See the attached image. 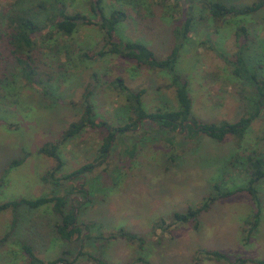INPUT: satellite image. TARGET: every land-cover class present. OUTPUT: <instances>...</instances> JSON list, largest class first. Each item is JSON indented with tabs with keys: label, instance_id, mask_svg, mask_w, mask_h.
Returning <instances> with one entry per match:
<instances>
[{
	"label": "rangeland",
	"instance_id": "rangeland-1",
	"mask_svg": "<svg viewBox=\"0 0 264 264\" xmlns=\"http://www.w3.org/2000/svg\"><path fill=\"white\" fill-rule=\"evenodd\" d=\"M39 1L0 0V15L9 13L15 4L27 7ZM63 1L68 13L93 14L92 0ZM135 1L102 0L107 12L114 8L126 11V18L116 24V40L142 42L157 57H166L178 42L174 27L194 12L174 66L187 80L193 116L213 123L248 116L255 94L232 73L226 60L234 59L237 49L243 47L240 55L249 65H260L264 79V3L252 14L213 19L203 0H172L165 7L157 0ZM223 1L240 6L260 0ZM46 7L37 15L41 31L35 34L31 80L18 70L0 24V204L50 195L55 189L44 179L53 161L37 149L54 142L81 116L87 89L92 90L90 102L96 120H105L112 127L128 121L130 115L124 96L111 85L117 76L131 90H145L142 105L147 112L178 108L167 69L138 66L117 54L98 57L108 39L97 25L79 23L71 35H61L53 25L55 9L49 4ZM240 26L245 27L247 37L242 35L238 41L235 30ZM260 110L242 135L226 134L222 140L202 131H159L155 123H140L135 132L126 133L127 141H137L134 157L126 155L125 144L117 139L102 159L99 147L104 130L88 128L59 147L64 166L57 173L63 175L96 161L92 172L64 180L56 192L73 185L94 191L88 201L81 193L72 197L83 203L78 218L83 230L80 238L67 243L58 236L54 228L58 217L51 204L10 207L0 212V264H26L21 243L31 246L45 261L63 256L73 264H233L206 259L204 250H220L232 258L264 259V180L256 184L260 219L251 232L248 228L256 209L247 191L218 198L200 214L197 227L193 222L172 221L174 212L199 207L215 182L224 189L246 185L247 172L232 157L244 159L254 149L264 152V106ZM14 159L22 161L13 165ZM91 223L94 225L86 230L83 225ZM119 228L142 241L105 240ZM66 248L70 253L63 254ZM78 250L86 255L77 254Z\"/></svg>",
	"mask_w": 264,
	"mask_h": 264
},
{
	"label": "trees",
	"instance_id": "trees-1",
	"mask_svg": "<svg viewBox=\"0 0 264 264\" xmlns=\"http://www.w3.org/2000/svg\"><path fill=\"white\" fill-rule=\"evenodd\" d=\"M130 3L136 4L135 0H126ZM172 0H157L160 6H167L166 4ZM174 3L182 2L183 0H173ZM39 1L35 5L31 4L27 7H19L16 4L9 13H1L2 28L6 34L7 42L10 45L9 52L16 59L18 70L21 71L28 80L32 79L35 74V65L32 51L35 50L36 40L35 34L41 31L40 20L38 13L46 9V4H49L50 9H55L56 18L53 25L56 31L61 35H71L79 23L97 25L104 35L107 37V45L97 52L98 57H103L106 54H117L122 58L133 60L138 66H146L150 69H167L171 73V84L175 88V93L178 102L176 110H155L147 112L142 105V95L144 89L131 90L128 88L121 76H117L111 81V85L116 88L121 95L124 96L127 103L130 115L128 121L121 125L112 127L105 120H96L90 96L92 90L87 89L83 96V113L76 120L69 123V125L62 130L59 137L54 142H47L37 149L39 154L46 155L53 161L52 168L45 173V181L55 187L50 195L40 196L35 199L20 198L17 200L5 201L0 204V212L7 208H18L19 206H27L28 208H37L45 204H51L53 212L57 215L58 220L55 222V231L58 236L67 243L79 239L83 230L82 223L78 218L80 215V208L83 203L72 200L73 194L81 193L87 200L89 195H93V190H85L83 187L73 185L68 189H63L61 193L56 194L58 186H61L64 180L73 181L83 174L92 172L96 161L88 162L80 167L63 175H58L64 166V160L59 153V147L67 143L75 136H79L88 128H103L102 129V142L99 147V154L102 159H105L114 143L119 142L121 145L125 144L123 151L130 157H134L135 150H138L136 140H126V133L128 131L135 132L140 123H155L158 125L159 131L169 130L175 132L178 127L179 130L184 132L189 130L202 131L212 138L222 140L226 134L242 135L247 130L252 119L260 116V108L264 106V79L260 77V65L254 67L249 65L242 55H240L242 48H238L235 52L234 59H227L226 62L232 66V73L239 79L247 82L248 86L252 88L251 92L254 93V108L248 110V116H241L235 122L220 121L201 122L197 120L191 110V97L187 90V80L184 79L177 71H175V62L179 55V48L182 45L183 39H186L188 32L191 30L194 12H189L184 19L182 25H176L173 29L174 37L178 39L177 45L171 52L163 58L155 55L153 50L146 44L137 41H122L116 40V24L126 18V11L124 9H112L107 12L102 6V0H92L90 9L93 13L90 16L81 14L79 12L68 13L65 10L63 0ZM184 2V1H183ZM204 9H207L213 19L222 18L226 15L245 16L252 14L259 10L264 3V0L255 1L251 4L240 6L226 5L223 0H203ZM58 5V6H56ZM1 28V29H2ZM242 35L247 37L244 26H240L235 30V37L239 41ZM245 41V40H244ZM241 42H238V45ZM96 56V57H97ZM43 92H49V89H44ZM247 112V113H248ZM188 135V132H187ZM117 139L119 141H117ZM264 139V136H263ZM117 141V142H116ZM132 155V156H131ZM234 161L242 166L247 172L248 179L245 186H237L234 188H222L219 182H215L212 186V192L208 194L199 207H189L186 211H176L173 213L172 221L178 222H193L194 227L199 225V216L202 212L209 210L214 201L218 198L228 197L236 192L247 191L252 197L255 204V212L253 214V221L251 222L248 230H254L260 219L261 202L258 196L256 184L264 180V152L256 151L255 149L249 153L244 159L237 156L232 157ZM241 159V160H240ZM22 160L14 159L13 165L20 164ZM1 184V181H0ZM75 202V204H74ZM94 224L83 225L85 229H89ZM121 237L123 239L133 241H142L135 233H132L124 228H119L116 232L108 234L105 240ZM88 238V236H87ZM22 249L27 256L26 264H73L67 262L63 256H59L52 260H43L39 258L31 248V246L21 243ZM63 254L70 253L66 248L62 251ZM206 259L222 262L223 260L232 262L233 264H245L246 262H253L264 264V259H251L247 257H234L232 258L226 252L220 250H204ZM77 254L86 255V252L78 250ZM90 255V254H88ZM95 259L94 255L89 256Z\"/></svg>",
	"mask_w": 264,
	"mask_h": 264
},
{
	"label": "water",
	"instance_id": "water-1",
	"mask_svg": "<svg viewBox=\"0 0 264 264\" xmlns=\"http://www.w3.org/2000/svg\"><path fill=\"white\" fill-rule=\"evenodd\" d=\"M180 128L178 127V130H179ZM186 132L184 131V134H185Z\"/></svg>",
	"mask_w": 264,
	"mask_h": 264
}]
</instances>
